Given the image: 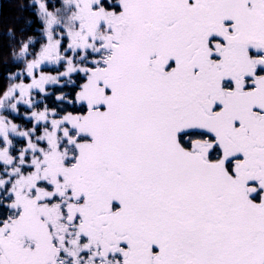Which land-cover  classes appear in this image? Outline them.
<instances>
[{
    "label": "snow or ice",
    "instance_id": "obj_1",
    "mask_svg": "<svg viewBox=\"0 0 264 264\" xmlns=\"http://www.w3.org/2000/svg\"><path fill=\"white\" fill-rule=\"evenodd\" d=\"M22 11L0 73V264H264V0Z\"/></svg>",
    "mask_w": 264,
    "mask_h": 264
},
{
    "label": "trees",
    "instance_id": "obj_2",
    "mask_svg": "<svg viewBox=\"0 0 264 264\" xmlns=\"http://www.w3.org/2000/svg\"><path fill=\"white\" fill-rule=\"evenodd\" d=\"M28 0H1L0 15V73H3L5 65H9L11 57L8 54V39L4 35L9 29H19L24 27V22L30 19V14L22 9ZM17 38H21L19 35Z\"/></svg>",
    "mask_w": 264,
    "mask_h": 264
},
{
    "label": "water",
    "instance_id": "obj_3",
    "mask_svg": "<svg viewBox=\"0 0 264 264\" xmlns=\"http://www.w3.org/2000/svg\"><path fill=\"white\" fill-rule=\"evenodd\" d=\"M0 15H1V0H0Z\"/></svg>",
    "mask_w": 264,
    "mask_h": 264
}]
</instances>
